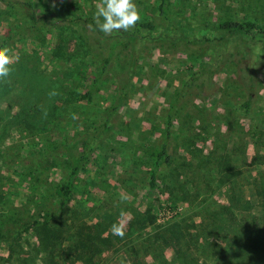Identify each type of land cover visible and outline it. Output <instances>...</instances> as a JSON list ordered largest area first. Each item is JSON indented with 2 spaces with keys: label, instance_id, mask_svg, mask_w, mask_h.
I'll return each instance as SVG.
<instances>
[{
  "label": "rangeland",
  "instance_id": "1",
  "mask_svg": "<svg viewBox=\"0 0 264 264\" xmlns=\"http://www.w3.org/2000/svg\"><path fill=\"white\" fill-rule=\"evenodd\" d=\"M160 1L135 0L156 32L105 35L93 19L100 0H0V47L19 58L0 80V264H188L173 247L180 231L199 249L192 263L246 264L233 256L224 207L247 243L264 215V36L224 34L194 55L170 43L223 38L220 19L264 25V0H163L168 20ZM215 57L213 92L192 89L174 110L173 162L151 189L149 150L165 141L171 99ZM249 69L255 94L244 112L236 104ZM69 183L62 204L55 188ZM44 217L48 235L31 226Z\"/></svg>",
  "mask_w": 264,
  "mask_h": 264
},
{
  "label": "trees",
  "instance_id": "2",
  "mask_svg": "<svg viewBox=\"0 0 264 264\" xmlns=\"http://www.w3.org/2000/svg\"><path fill=\"white\" fill-rule=\"evenodd\" d=\"M31 4V3H29ZM32 6V5H31ZM158 14L163 17L165 20L169 19V16L167 14V11L164 7L163 0L159 2L158 8H157ZM74 12H77L74 10ZM78 16V15H77ZM156 22L152 18H142L137 23V25L134 27V30L141 31V32H156L157 26ZM214 28L222 31V35L229 34V33H237L240 34L242 32H246L249 34V36H252L253 32L256 34H261L264 36V25L258 24L256 21H253L251 19H245V18H237V19H220L218 22H214ZM255 30V31H252ZM262 36V37H263ZM186 39V38H185ZM223 38H212L209 40L208 38H205L201 41L199 40H177L174 41L171 44V46L176 47L178 43H181L183 45V50L186 52H189L190 54H198L208 47V44H213V41L215 40H223ZM264 39V38H263ZM264 42V41H262ZM218 55V54H217ZM220 55H218V58ZM109 59L104 58L99 61V67L97 68V75L102 74L108 64ZM218 62V59L215 57L214 59L208 60L204 65L201 66L200 69H198L196 72L192 73L191 76L181 85L179 91L176 92L175 96L171 99L170 106L167 111L166 119H165V141L160 145H155L149 150V157L151 160V167L149 169V176H148V183L151 189L156 188L157 182H156V175L158 171L161 169L162 166H170L173 162L172 154L169 151L167 140L170 138L171 135V128L173 124V116H174V110L177 107L178 102L187 95V93L195 88H198L199 86L202 87L207 92H213L211 87L214 84V79L211 76V67L213 64ZM244 72V71H243ZM255 76V73L252 71V69H249L248 72L243 75L242 82L245 87V99L239 103L236 104L237 109L242 110L244 112H249L253 98H254V81L253 77ZM124 86V85H123ZM125 86L123 87V89ZM82 99L90 100L92 97V91L87 90L83 94H81ZM121 101L120 99L112 101L103 111L104 119L105 121H109L111 116L117 112L118 108L120 107ZM82 157H73V167L75 169L80 168L82 164ZM70 186V183L68 185H58L55 188L56 194L62 198V204H66L70 200V195L68 191V187ZM258 195L260 196V200L262 203V207L264 209V191L258 190ZM226 214L228 215V221L227 226L225 228V232L230 230V227H232V233L233 237V243H232V253L233 256L236 254L239 255L240 259H243V262L246 264H253L255 261H258L259 264H264V215L261 217V220L259 224L257 225V228L255 229H246V232L249 235V238H247V243H244L243 241L241 244H239V236L235 232V228L233 229V225L231 221H234V216H232V210H229L225 208ZM49 222L48 217H44L43 221L34 220L31 223V226L37 227L39 230H42L45 232V235H48L46 233L48 231L47 224ZM222 230V229H221ZM223 231V230H222ZM196 235V234H195ZM186 237V234H184L183 231L178 232V236L173 237V247L176 251L177 255H184V259L186 262H189L188 264H194L193 257L189 253L190 250H194L195 252H198L199 249L197 247V250L191 248V243L195 245V239H190L191 242L187 241L186 239H182V237ZM257 238V240H254L252 237ZM1 237V235H0ZM198 237V236H197ZM157 238V236H156ZM195 238V237H194ZM165 238L162 239L164 241ZM170 244V243H168ZM242 264V263H241Z\"/></svg>",
  "mask_w": 264,
  "mask_h": 264
},
{
  "label": "clouds",
  "instance_id": "3",
  "mask_svg": "<svg viewBox=\"0 0 264 264\" xmlns=\"http://www.w3.org/2000/svg\"><path fill=\"white\" fill-rule=\"evenodd\" d=\"M141 14L135 0H100L97 11L94 14L96 27L105 35L113 32L128 31L134 28L140 21ZM18 57L13 55L9 47H0V80L10 76L13 65L18 61ZM59 93L52 91L49 96ZM46 118L47 109L43 110ZM126 199V198H122ZM111 231L115 235L124 236L123 225H112Z\"/></svg>",
  "mask_w": 264,
  "mask_h": 264
}]
</instances>
